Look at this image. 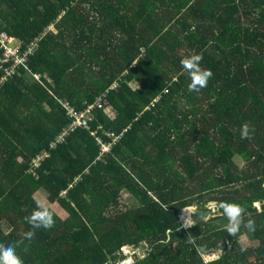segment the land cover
I'll use <instances>...</instances> for the list:
<instances>
[{"label":"trees","instance_id":"16d2710c","mask_svg":"<svg viewBox=\"0 0 264 264\" xmlns=\"http://www.w3.org/2000/svg\"><path fill=\"white\" fill-rule=\"evenodd\" d=\"M1 31L21 53L37 38L25 66L0 63V241H20L22 264H118L124 245L145 246L129 264H264V0H0ZM191 53L212 73L195 91ZM102 94L33 175L64 103ZM95 136L110 143L99 157ZM225 202L245 210L235 233ZM38 205L54 224L24 240Z\"/></svg>","mask_w":264,"mask_h":264},{"label":"clouds","instance_id":"9594fccd","mask_svg":"<svg viewBox=\"0 0 264 264\" xmlns=\"http://www.w3.org/2000/svg\"><path fill=\"white\" fill-rule=\"evenodd\" d=\"M202 55L199 53H191L181 59L180 63L189 75V83L187 85L189 91H195L206 86L208 78L212 75L211 71L200 67ZM241 137L248 135L247 125L242 126L240 130ZM225 215L228 218L226 230L229 233H235L240 227L244 208L235 202H225L221 205ZM30 228L21 233L24 240H31L35 234V230L40 228H51L54 224L52 213L44 206L38 205L31 213L25 217ZM247 227H253V221H247ZM20 241H0V264H22L21 258L16 254L15 247Z\"/></svg>","mask_w":264,"mask_h":264},{"label":"built area","instance_id":"2783aa9c","mask_svg":"<svg viewBox=\"0 0 264 264\" xmlns=\"http://www.w3.org/2000/svg\"><path fill=\"white\" fill-rule=\"evenodd\" d=\"M15 42V45L12 48H10L9 44L11 41ZM37 47V38H35L27 47V49L24 52H20V42L15 39L14 37L8 35L6 32L1 31L0 32V63L1 64H7L4 66V72L5 75H10L14 73L19 65L25 66V62L27 60V57L29 54H32L34 50ZM36 78H39V74H34ZM4 75L0 79V83L3 81ZM104 94L98 96L94 103H90L86 105L82 109H74L72 106L67 105L64 103L66 115L69 118L68 123L60 130V132L56 135L54 139H52L48 143V147L40 150L38 153H36L30 160V171L33 173V175L37 176L36 168L40 165L42 160L45 156L48 155V148H54L57 143H60L64 141L66 136L75 128L78 127H84L89 128V122L92 120V114L91 109L94 105H100L101 97ZM91 134H95L94 131H91ZM95 139L97 143L100 146V152L98 157L104 153L107 152L110 149V143L102 142L100 138L95 136ZM117 139V137L113 138Z\"/></svg>","mask_w":264,"mask_h":264},{"label":"rangeland","instance_id":"374dc122","mask_svg":"<svg viewBox=\"0 0 264 264\" xmlns=\"http://www.w3.org/2000/svg\"><path fill=\"white\" fill-rule=\"evenodd\" d=\"M14 45H15V42L12 40L9 44V46H10V48H12V50H13ZM104 110L106 113H109V114H112V112H113V110L111 109V107L109 105H106ZM118 200H119L120 204L123 206H129V205L134 204V199L132 198L131 194L128 191H121L119 193ZM211 201H213V200H211ZM206 206L210 209V212H208L205 217L220 214L216 207L211 208L209 206V201L206 202ZM195 208H196V205H190V206L184 207L180 210L179 219L181 220L182 225H184V226L191 225V223L194 220L192 214L195 211ZM214 213H217V214H214ZM217 226H219V225H217ZM144 249H145L144 245H140L137 247L128 246L127 247L128 251L124 252L126 257L122 261H120L118 264H129L132 261L133 251H136L137 254L142 255L145 253ZM218 256H219V250L216 252H213L211 254L203 255V260H204V262H208L209 260L215 259Z\"/></svg>","mask_w":264,"mask_h":264},{"label":"water","instance_id":"95a60500","mask_svg":"<svg viewBox=\"0 0 264 264\" xmlns=\"http://www.w3.org/2000/svg\"><path fill=\"white\" fill-rule=\"evenodd\" d=\"M209 206L211 207V208H214V207H216V202L215 201H209ZM122 251L123 252H126V251H128L127 250V246L126 245H124V246H122Z\"/></svg>","mask_w":264,"mask_h":264},{"label":"bare ground","instance_id":"6f19581e","mask_svg":"<svg viewBox=\"0 0 264 264\" xmlns=\"http://www.w3.org/2000/svg\"><path fill=\"white\" fill-rule=\"evenodd\" d=\"M186 218V217H185Z\"/></svg>","mask_w":264,"mask_h":264}]
</instances>
